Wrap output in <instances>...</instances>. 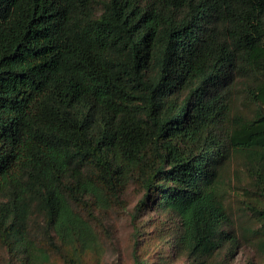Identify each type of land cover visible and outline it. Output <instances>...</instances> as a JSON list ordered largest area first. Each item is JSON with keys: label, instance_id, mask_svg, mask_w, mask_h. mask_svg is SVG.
I'll use <instances>...</instances> for the list:
<instances>
[{"label": "trees", "instance_id": "1", "mask_svg": "<svg viewBox=\"0 0 264 264\" xmlns=\"http://www.w3.org/2000/svg\"><path fill=\"white\" fill-rule=\"evenodd\" d=\"M131 186L187 264L264 255V0H0L10 262L101 264L96 226Z\"/></svg>", "mask_w": 264, "mask_h": 264}, {"label": "rangeland", "instance_id": "2", "mask_svg": "<svg viewBox=\"0 0 264 264\" xmlns=\"http://www.w3.org/2000/svg\"><path fill=\"white\" fill-rule=\"evenodd\" d=\"M233 194H235L231 206L233 229L240 236L246 229L254 228V222L243 212V205L238 201L241 194L235 191ZM140 199L141 192L131 186L123 194L122 203L106 213L100 225L96 226L103 246L101 264H135L133 248L137 226L141 228L139 252L144 262L148 264H187L186 258L179 256L171 245H167L174 228L170 226L172 221L167 220L165 224L168 227L164 228L158 215L152 211H146L139 219H134L135 207ZM33 220L34 224L42 222L38 217ZM228 252L227 249L219 251L214 258L216 264H264V255L248 242L243 241L242 246L236 252L233 251L232 257H229ZM0 264L19 263H11L6 250L0 245ZM53 264L62 263L57 256H53Z\"/></svg>", "mask_w": 264, "mask_h": 264}]
</instances>
